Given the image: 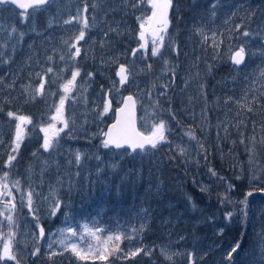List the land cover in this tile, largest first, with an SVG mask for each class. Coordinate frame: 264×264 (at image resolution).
<instances>
[{"label": "snow or ice", "instance_id": "6c2138e0", "mask_svg": "<svg viewBox=\"0 0 264 264\" xmlns=\"http://www.w3.org/2000/svg\"><path fill=\"white\" fill-rule=\"evenodd\" d=\"M80 4L82 6L75 9L74 15L63 18L60 0H0V66L6 68L5 72L0 74V91L7 93L3 104L11 105L18 101L28 104L38 99L47 103L48 100H52L49 106L51 114L46 123H34L30 115L19 111L8 110L6 112L9 123H15L11 129L9 142L6 143L3 134L0 133V145H5L7 150V155L0 164V264H28L29 259L41 256V242H44L47 248L46 256L51 264H56L55 258L65 256V254L69 257V264H73V261L88 260H98L108 264L110 259L113 262L115 260L135 261L136 264H141V261L137 260L138 257L141 260L148 258L152 264H155V256L162 258L164 264H177L178 259L184 258H186V264H203L213 251L212 248L181 251L174 250L171 241L159 246H146L140 242V234L148 226L149 209H143V222L138 228L109 234L103 241H101L100 233L105 229L95 225L89 227L87 224L83 225L80 231L71 226L58 229L57 233L51 234V237L58 238L45 239L46 232L43 224L40 223V212L45 211L47 216L54 218L62 208L67 207L66 201L58 195L59 190L65 189L66 186V191L71 193L73 178L78 177L80 169L92 159L97 161L96 174L99 176L106 169L115 173L120 168L119 162L126 156L134 160L137 157L142 159L167 145L168 152L174 153L169 156L170 161L182 157L185 164L189 163L188 147L170 139L173 131L171 121H175L182 128V137H187L189 142H195L193 147L196 155L202 157L206 163H210L211 152L204 142L207 137L202 139L197 135V126L202 133L208 132L210 128L215 130L218 151L222 152L220 148L222 141H226L233 147L239 143L244 147L248 156L252 180H259L260 177L256 174L255 168L261 151L264 150V69L259 70L258 74L252 75L251 78L245 77L241 94L238 97L225 95L209 101L206 81L198 70L201 57L197 56L192 65L197 70L189 71L183 77L184 88L181 91L195 83V95L187 97V106L183 111L193 121L198 120V125H182L178 119L177 110L173 107L179 64L167 58L168 53L178 58L183 51L178 41L168 32L171 23L169 10L173 7V0H91L90 3L89 0H80ZM144 6H150V16L143 15ZM223 7L229 6L222 0H211L207 6V16L197 20L192 29L194 34L200 37L201 48L205 52L211 48L213 60L222 59L220 48L224 42L223 33L212 29L206 31L207 25L201 21L207 19L213 22L218 10ZM230 7L235 11H229L228 18L225 20L226 25L231 24L238 12L243 11L245 14L239 18V23L227 29L229 44L223 55L227 56L236 71H240L241 66L247 67V60L255 55L247 44L254 34L249 29L256 13L247 10L243 4ZM4 12L15 13L16 19L10 16L5 22ZM137 12L142 14L136 15ZM44 14L48 15V19L41 28L38 18ZM118 15L121 19H116ZM129 15L134 16L139 23V29L135 35L136 47L105 56V52L111 51L117 42L121 41V38L132 36V30L127 23H122L123 18ZM69 25H74L75 30L65 27ZM56 28L64 30V34L60 37L59 47L52 45L51 32ZM97 28L99 29V40L89 35L93 29ZM256 33L264 35V20L257 25ZM233 36L240 41L238 44L232 43ZM26 37L29 38L27 43ZM32 37L40 40L44 53L42 59L39 47ZM166 37L167 48L165 47ZM45 42L48 46H43ZM149 42L151 43L150 52ZM25 48L28 54L16 70L12 71V65L17 64V54L22 53ZM96 48L100 49V64L109 67L114 65L116 69L114 75L117 79L111 81L109 88L100 86L103 101L91 109L94 120L103 121L104 117L112 111L114 93L120 94L126 86L135 89V95L119 97L121 106L115 110V123L107 131L101 129L99 133L85 137L88 143H91L96 135L102 137L99 141V149L107 150L105 155L112 159V162L107 164L105 158L99 155V151L89 153L80 149H64L60 135L65 133L69 139L79 138L74 135L78 130L75 119H70L65 115L66 104L69 100L75 104L78 99L85 105L88 104L85 95L87 88L84 85L93 82L96 73L84 72V79L78 86L77 81L83 71L80 58L82 52L85 57H88ZM259 54L264 57V45ZM121 57L125 59V62L121 63ZM91 58L96 59L95 56ZM57 61L60 62V66H57ZM157 61L162 64L160 75L155 76V79L146 87H141L137 77L141 74L152 76L153 64ZM205 67L206 75H210L214 65L205 62ZM65 74H68L70 78L65 79ZM21 75L25 76L27 82L20 83L19 92L14 95ZM53 87L56 88L55 92L52 91ZM74 92L77 95H73ZM137 96L141 98V107H144V101H147L146 116L149 110L151 113L149 116L150 131L147 135L135 129ZM3 104H0V112H4ZM196 104L200 105L199 113L195 111ZM221 108H223L224 118L220 119L217 116L216 124L211 125L210 112ZM165 115L167 119L164 118ZM84 123H88V120L85 119ZM29 125L33 129L39 128L43 135L39 147L32 152L34 163H30L26 170L27 183L25 185L15 173L21 147L28 138ZM122 125L130 128L131 131L128 132L122 128ZM249 125H251V134H249ZM80 128L82 129L83 125ZM233 134L237 139L232 138ZM229 151L232 152L233 148ZM61 156L66 157L63 165L59 159ZM191 162L200 164L199 159ZM67 168H75L76 171H62ZM207 171L210 177H216L227 185L226 191L219 194L220 205L233 204L228 193L234 189L235 185L227 183L225 177L220 176L215 168L208 167ZM128 175H139V170L135 173L129 171ZM241 178L240 175L236 177V179ZM45 187L48 189L47 195L43 191ZM159 187V185L156 186L157 192ZM199 190L208 192L209 188L207 185H201ZM260 191L264 192V189ZM17 194H19V199H17ZM252 195L253 192L248 191L245 198L239 202L241 215L245 218L248 214V197ZM186 199L191 210L196 211L197 205L193 198L188 196ZM25 209L27 210V217H24L25 227L28 226V217H31L35 231L22 232L20 230L21 214ZM65 216L67 222V215ZM233 216V211L224 214L225 220L229 222ZM207 220L209 223H214L215 217L209 216ZM223 231V228H220L216 234L223 235ZM86 236L96 243L85 244ZM24 237L30 238V248L22 243ZM185 239L184 235H180L177 243ZM125 240L129 243L122 248L121 244ZM133 241L136 243L134 244ZM241 252H243L242 242L238 240L223 251V264H237ZM250 259L251 264H264V231L258 233L256 251Z\"/></svg>", "mask_w": 264, "mask_h": 264}, {"label": "rangeland", "instance_id": "374dc122", "mask_svg": "<svg viewBox=\"0 0 264 264\" xmlns=\"http://www.w3.org/2000/svg\"><path fill=\"white\" fill-rule=\"evenodd\" d=\"M90 2L91 0H89V3ZM210 2L211 0H195L194 4V0H173V7L169 10V20L171 21L168 30L169 35L173 36L183 49L178 58L172 53H168L167 56L169 60L179 64L173 95V107L177 110L178 119L182 125H198V120L193 121L191 117L183 111L187 106V97L189 95H195V83L181 91V89L184 88L183 77H185L189 71L197 70L192 67L197 56L201 57L198 70L206 81L209 101L225 95H235L238 97L241 94V88L245 77L251 78L252 75L258 74L259 70L264 69V57H261L259 54L262 45H264V35L256 33L257 25L264 20V0H222V2H226L229 7L220 8L213 22H209L207 19L201 21L207 25L206 31L212 29L223 33L222 39L224 42L220 48V52L222 53V59L220 60L212 59L211 48H208L207 52L201 48L200 37L195 35L192 31L197 20L207 16V6ZM239 4H243L247 10L256 13L252 18V24L249 29L254 34L252 38L248 40L247 44V47L250 48L255 55L247 60V67L241 66L240 71H236L233 65L228 61L227 56L223 54L227 51V46L229 44V32L227 29L233 24L239 23V18L245 14L243 11L238 12L237 15L233 17L231 24H225L229 11H235V9L230 6ZM81 6L80 0H60V9L63 13V18L74 15L75 9ZM141 14V12L136 13V15ZM3 15L5 17V22H7V18L10 16L16 19L15 13L4 12ZM143 15L145 17L151 15L150 6H144ZM47 19V14L38 18V24L41 28L44 27ZM116 19H121V17L118 15ZM89 22L91 23V18ZM122 23H127L132 30V36L121 38V41L117 42L116 46L111 51L105 52V56L124 52L126 49L136 47L137 41L135 35L139 29L138 21L134 16L129 15L123 18ZM65 27L71 28L73 31L75 30L74 25ZM100 27H103V25H100ZM63 34L64 30L62 28L52 30L53 46H60V37ZM89 35L97 40L100 39L98 28L93 29ZM28 39L29 38L26 37V43ZM32 39H35L42 59L44 53L42 46H40V40L36 37H32ZM239 42L240 41L233 36L232 43L238 44ZM167 43L168 40L166 37V48ZM43 46H48L47 42H45ZM150 51L151 43L149 42V52ZM185 53H187V55H185ZM27 54V48H25L22 53L17 54V64L12 65V71L16 70L17 66L22 63ZM100 54V49L96 48L88 57H85V54L82 52L80 58L83 71L81 77L78 78V86L80 81L84 79V72L91 71L96 73L94 81L84 85V87L87 88L85 95L87 96L88 104L85 105L83 102L79 101V99L75 104H73L71 100L66 104L65 115L70 119H75L78 130L74 135L79 138L69 139L66 137L65 133H61L60 135L64 149H80L81 151L89 153L99 151V155L105 158V163L107 164L112 162V159L105 155L107 150L99 149V141L102 137L96 135L95 138L91 140V143H88L85 137H91L92 134L99 133L101 129L106 131L108 124L113 121L115 117V110L121 105L119 103V97L128 94L135 95V89L126 86L121 90L120 94L114 93L112 111L104 117L103 121L94 120L91 109L103 101V96L100 93V86L103 85L105 88H109L111 87V81L117 79L114 75L116 70L115 66L109 67L101 65L99 61ZM91 56H95L96 59H92ZM123 62H125V59L121 57V63ZM205 62L214 65L210 75H206ZM57 66H60L59 61H57ZM161 68L162 64L157 61L153 64L154 73L152 76L144 74L138 76L137 80L141 87H146L155 79V76H159ZM5 70L6 68L4 66H0V74L4 73ZM25 72H27V69H25ZM68 78H70V76L65 74V79ZM26 82L25 76L21 75L18 79L17 91L13 94H18L19 84ZM52 91L55 92L56 88L53 87ZM6 94V92L0 91V104H3ZM73 95H77V93L74 92ZM140 99L141 98L137 96L138 123L141 131L148 134L150 131L151 121L149 116L151 113L149 110V114L146 116L145 108L147 107V101L145 100L144 107H141ZM51 103V99L48 100L47 103L38 99L34 103L28 104H24L22 101L14 102L11 105L3 104L4 112H0V133L3 134L5 142L7 143L10 141L11 129L15 123H9L6 116L8 110L19 111L22 114L30 115L34 123H46L48 116L51 114L49 108ZM195 111L199 113V104H196ZM209 115L211 125H215L217 116H219L220 119L224 118L223 108L210 112ZM164 118L167 119V116L165 115ZM85 119L88 120L86 124L84 123ZM170 123L173 129L170 139L177 143H183L188 147L190 152L189 163L185 164L183 162L184 158L182 157H177L175 161H170L169 156L174 153L168 152L167 145L163 146L154 154L144 156L142 159L137 157L134 160L132 157L126 156L119 162L120 168L115 173L106 169L104 173L97 176V161L94 159L89 160L85 166L80 169V175L73 178V190L71 193L66 191V186L65 189H60L58 192L60 198L66 201L67 207L62 208L61 212L54 218L47 216L45 211L40 212V223L43 224L46 232L45 239L58 238L51 237V234L57 233L58 229L71 226L80 231L83 225L87 224L89 227L95 225L105 229L104 232L100 233L101 241H103L109 234L118 231L127 232L132 228H138L143 222V209H149L148 226L145 231L140 234V242L144 245L159 246L168 244L169 241H171L174 245V250H207L208 248H212L213 251L210 252L203 264H223V251L239 240L242 242L243 252L240 253L237 264H251L250 258L256 251L258 233L264 231V192L260 191V189H264V153L261 151L255 168L256 174L260 179L252 180L248 156L245 153L244 147L239 145V143L233 147L226 141H222L220 144L222 152L218 151L216 147L215 130L210 128L208 132L202 133L197 126V135L202 139L205 136L207 137L204 142L206 147L210 148L211 152L209 156L210 163H206L202 157L196 155L195 148L193 147L195 142H189L187 137H182V128L178 126L175 121H171ZM81 125H83L82 129L80 128ZM250 129L251 125H249V134H251ZM28 130V138L25 139L21 149L27 147L29 157L25 158L22 150H20V157L18 158L15 173L21 178L22 184L25 185L27 183L25 179L27 175L26 170L30 163H34L32 152L39 147L43 135V133L39 131V128L33 129L31 125L28 126ZM65 131L67 132V130ZM232 138L237 139L235 134H233ZM230 148H233L232 152L229 151ZM215 150H217L220 156L217 162ZM6 155L7 150L5 145H0V164H2ZM59 159L60 163L63 165L66 157L61 156ZM196 159L200 160L199 165L191 162ZM233 165L236 166L234 167ZM208 167L215 168L220 176L225 177L227 183L235 185L234 189L228 193L234 202L233 204L220 205L218 199L219 194L226 191L227 185L225 182L219 181L216 177H210L207 171ZM137 170H139V175H128L129 171L135 173ZM62 171L75 172L76 169L67 168L62 169ZM238 175L242 178L236 179ZM157 185L160 186L158 192L156 190ZM201 185H207L209 191L201 192L199 190ZM150 189L151 191H149ZM43 191L45 195H47L48 189L46 187ZM248 191H252L253 195L248 197V214L245 218L241 215V205L239 202L245 198ZM188 196H191L195 201L197 205L196 211L191 210L186 199ZM17 199H19V194H17ZM228 211L234 212V216L230 222L226 221L224 218V214ZM65 214L67 215V222ZM209 216L215 217L214 223L208 222L207 218ZM24 217H27L26 209L21 214L20 230L22 232L35 231L34 222L31 221V217H28L27 227H25ZM220 228L224 230L223 235L216 234ZM180 235H184L186 239L177 243ZM22 243L29 248L31 247V240L28 237H24ZM84 243L89 244L96 242L86 236ZM128 243L129 242L125 240L121 244V247L124 248ZM133 243L135 244L136 242L133 241ZM46 252L47 248L44 246V242H41V256L39 258L29 259L28 264H51L47 259ZM137 260H140L141 264H152V261L148 258H143L141 260V258L138 257ZM55 262L56 264H69V257L67 254L62 257H56ZM73 264H105V262L88 260L84 262L73 261ZM108 264H136V262L119 260L113 262L110 259ZM155 264H164V262L162 258L155 256ZM177 264H186V258L178 259Z\"/></svg>", "mask_w": 264, "mask_h": 264}, {"label": "water", "instance_id": "95a60500", "mask_svg": "<svg viewBox=\"0 0 264 264\" xmlns=\"http://www.w3.org/2000/svg\"><path fill=\"white\" fill-rule=\"evenodd\" d=\"M129 95V94H128ZM115 119H116V117H115ZM115 119L108 125V127H107V130L109 129V127L113 124V123H115ZM135 120H136V123H135V129H136V131H138V132H142L140 129H139V126H138V106H137V108H136V117H135ZM122 128H125L128 132H130L131 131V129L130 128H127L126 126H124V125H122ZM106 130V131H107ZM142 133H144V132H142ZM145 135H147L146 133H144Z\"/></svg>", "mask_w": 264, "mask_h": 264}, {"label": "trees", "instance_id": "16d2710c", "mask_svg": "<svg viewBox=\"0 0 264 264\" xmlns=\"http://www.w3.org/2000/svg\"><path fill=\"white\" fill-rule=\"evenodd\" d=\"M213 145H214V143H213ZM214 147H215V145H214ZM215 149H216V147H215ZM21 150H22L25 158H28L29 157L28 148L27 147H23V149H21ZM262 152L264 153V150H262ZM215 158H216V162L219 161L220 156L218 155L217 150H215Z\"/></svg>", "mask_w": 264, "mask_h": 264}, {"label": "bare ground", "instance_id": "6f19581e", "mask_svg": "<svg viewBox=\"0 0 264 264\" xmlns=\"http://www.w3.org/2000/svg\"><path fill=\"white\" fill-rule=\"evenodd\" d=\"M228 72V71H227ZM226 74V73H225ZM186 179V178H185ZM188 180V179H187ZM197 184V183H196ZM200 188V187H199ZM165 205V204H164Z\"/></svg>", "mask_w": 264, "mask_h": 264}]
</instances>
